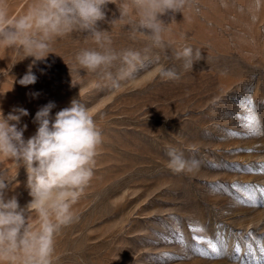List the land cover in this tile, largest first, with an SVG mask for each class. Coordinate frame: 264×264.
Listing matches in <instances>:
<instances>
[{
  "label": "rangeland",
  "instance_id": "1",
  "mask_svg": "<svg viewBox=\"0 0 264 264\" xmlns=\"http://www.w3.org/2000/svg\"><path fill=\"white\" fill-rule=\"evenodd\" d=\"M113 2L98 22L110 38L106 46L138 51L142 61L118 89L104 71L77 63L81 50H102L87 32L55 38L40 61L0 44V111H28L19 125H27L25 139L35 134L42 106L55 102L54 118L73 99L89 109L102 134L93 177L72 205L75 219L54 235L51 264H264V134H248L260 129L246 120L245 106L250 96L264 122V0H197L184 16L164 15V48L133 36V25L119 19L121 0ZM37 3L0 0V7L15 19ZM183 46L200 49L192 70L175 58ZM161 64L179 79H162ZM121 67L116 61L108 71L115 76ZM29 70L37 82L23 86ZM169 147L199 161L198 170L169 169ZM0 175L7 195L26 206L32 198L25 168L0 155ZM28 222L39 231L36 212ZM197 227L221 249L220 258L207 242L194 244ZM22 255L0 264H22Z\"/></svg>",
  "mask_w": 264,
  "mask_h": 264
},
{
  "label": "clouds",
  "instance_id": "2",
  "mask_svg": "<svg viewBox=\"0 0 264 264\" xmlns=\"http://www.w3.org/2000/svg\"><path fill=\"white\" fill-rule=\"evenodd\" d=\"M110 3L115 4L113 0H39L26 15L15 19L0 7V44L24 52L25 58L40 61L52 53L50 44L55 38L73 31L87 32L102 50H81L75 57L77 63L91 72L104 71L109 86L118 89L142 61L138 51L117 53L106 46L111 41L98 22L105 20V9ZM196 3L197 0H121L119 19L127 18L126 22L133 25V36L139 33L153 47L164 48L168 24L161 17L171 13L175 20V13L184 16V10ZM175 58L183 61L186 70H192L201 59L200 49L183 46L175 52ZM116 61L122 67L113 76L108 69ZM156 72L164 80L179 79L174 69L163 64L156 67ZM36 82L31 70L19 80L23 86ZM54 107L55 102L50 101L36 112L34 122L38 127L27 139V125H19L28 111L15 108L7 116L0 111V155L25 168L32 198L21 207L15 196L7 195L9 185L0 175V259L15 261L17 253H22V264H51L54 235L61 226L73 222L72 205L93 177L97 149L102 142L93 115L76 99L53 118L50 113ZM167 155V167L175 173H193L199 168V161L186 159L175 148L169 147ZM33 211L41 220L39 231H33L28 222Z\"/></svg>",
  "mask_w": 264,
  "mask_h": 264
},
{
  "label": "snow or ice",
  "instance_id": "3",
  "mask_svg": "<svg viewBox=\"0 0 264 264\" xmlns=\"http://www.w3.org/2000/svg\"><path fill=\"white\" fill-rule=\"evenodd\" d=\"M252 105H253V101L251 97L249 96V98L246 101L245 106L249 109L250 115L246 117V120L248 121L249 124H252V123L256 124L259 127L260 131L257 132L253 130V131H250L248 134L253 135V136L258 135V134H264V122H261L260 119L255 115V113L252 112ZM262 170H264V166H262ZM260 192L262 195H264V188L260 189ZM250 201H251V197H250ZM252 206H255V205H252ZM191 227L192 226L190 225V228ZM193 232L195 233L193 235L194 244H201V243L207 242L208 247L211 249V252L215 255V257L220 258L222 256V251L220 248H218L216 243H214L211 239L204 237L203 235H199V233L204 232L203 227L194 228ZM179 242L184 243L182 236ZM236 250L239 251L238 246ZM199 254L202 256H207L206 252H200ZM164 255L167 256L169 254L165 253Z\"/></svg>",
  "mask_w": 264,
  "mask_h": 264
}]
</instances>
